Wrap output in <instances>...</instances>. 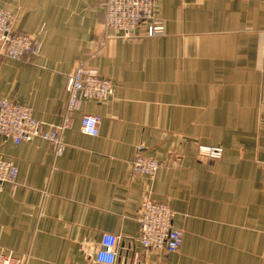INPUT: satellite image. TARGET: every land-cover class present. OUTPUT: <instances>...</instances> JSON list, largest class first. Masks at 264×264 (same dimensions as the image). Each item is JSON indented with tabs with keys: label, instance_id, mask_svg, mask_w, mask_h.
I'll return each mask as SVG.
<instances>
[{
	"label": "crops",
	"instance_id": "obj_1",
	"mask_svg": "<svg viewBox=\"0 0 264 264\" xmlns=\"http://www.w3.org/2000/svg\"><path fill=\"white\" fill-rule=\"evenodd\" d=\"M104 0H0L16 33L40 44L0 56V98L57 125L65 79L81 63L111 81L105 101L84 100L55 155L41 137L0 154L17 168L0 192V252L25 264H101L103 235L119 236L116 264H264V0H155L163 34L131 38L103 27ZM98 115V133L80 131ZM198 144L223 148L201 159ZM141 154L160 166L134 173ZM168 204L179 249L138 240L143 201Z\"/></svg>",
	"mask_w": 264,
	"mask_h": 264
},
{
	"label": "built area",
	"instance_id": "obj_2",
	"mask_svg": "<svg viewBox=\"0 0 264 264\" xmlns=\"http://www.w3.org/2000/svg\"><path fill=\"white\" fill-rule=\"evenodd\" d=\"M103 27L113 30L114 36L131 38L133 30L143 27L144 36L163 34L162 20L155 16V0H104ZM14 15L0 8V56L20 60L27 55L38 52L40 44L27 34L13 30ZM65 91L67 93L66 114L61 123L50 125L34 117L32 109L7 98H0V136L13 143L26 142L33 137H41L48 141L55 155L64 149L62 132L66 129L82 101H105L112 93L111 81L101 78L94 70L85 69L79 63L66 76ZM98 115L83 114L80 118V131L95 136L98 133ZM197 156L201 159L216 160L223 155V148L218 145L198 144ZM264 173V158L262 159ZM160 163L151 156L141 154L140 149L131 162L134 173L153 176ZM17 177L15 164L0 154V192L5 183L12 186ZM174 211L163 202L149 198L143 201L138 213L139 243L146 249H165L175 252L182 242V231L172 224ZM120 237L103 235L99 249L95 252V260L101 264H116L117 246ZM27 256H13L12 253L0 252V264H25Z\"/></svg>",
	"mask_w": 264,
	"mask_h": 264
}]
</instances>
